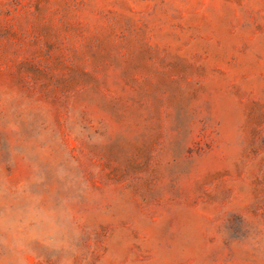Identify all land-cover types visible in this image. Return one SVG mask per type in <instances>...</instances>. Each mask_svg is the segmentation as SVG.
<instances>
[{
	"label": "rangeland",
	"instance_id": "374dc122",
	"mask_svg": "<svg viewBox=\"0 0 264 264\" xmlns=\"http://www.w3.org/2000/svg\"><path fill=\"white\" fill-rule=\"evenodd\" d=\"M0 264H264V0H0Z\"/></svg>",
	"mask_w": 264,
	"mask_h": 264
}]
</instances>
